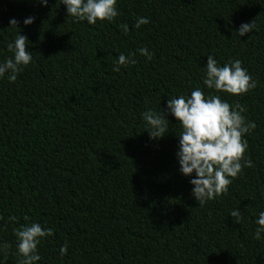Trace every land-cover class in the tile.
<instances>
[{
    "label": "trees",
    "instance_id": "1",
    "mask_svg": "<svg viewBox=\"0 0 264 264\" xmlns=\"http://www.w3.org/2000/svg\"><path fill=\"white\" fill-rule=\"evenodd\" d=\"M116 8L113 21L90 25L68 17L62 0H0V63L14 58L12 18L33 57L15 82L0 77V246L10 245L0 264H17L13 229L32 223L53 230L36 264H264V232L254 238L264 212V0H117ZM139 18L150 22L136 28ZM132 53L137 63L113 71ZM209 55L219 66L239 59L257 87L240 96L208 89ZM197 87L239 103L256 125L243 136L253 166L203 207L192 195L195 173L180 172V123L169 114L168 132L152 140L142 116L167 112L168 99Z\"/></svg>",
    "mask_w": 264,
    "mask_h": 264
},
{
    "label": "clouds",
    "instance_id": "2",
    "mask_svg": "<svg viewBox=\"0 0 264 264\" xmlns=\"http://www.w3.org/2000/svg\"><path fill=\"white\" fill-rule=\"evenodd\" d=\"M44 6H48V0H38ZM67 8L68 17L76 21H87L90 25H95L98 21H113L118 15L116 8L117 0H62ZM35 17L25 18V26L34 23ZM150 21L146 18H139L135 24L136 28L146 25ZM19 21L12 18L9 21V28H16L19 34L15 37L14 43L8 44V51L14 53V58L7 59L0 63V77L5 73H10L8 79L15 82L18 73L23 71V67L29 65L33 59L32 53L27 51L28 38L20 34L18 28ZM120 28L125 34L129 31L126 24H121ZM255 28V21L241 24L237 35L243 37L252 32ZM141 56L147 59L152 58L148 49H139ZM135 53L128 56L120 54L117 58L113 71L119 72L120 66H127L137 63ZM203 84L208 89H214L218 93H227L233 96L246 94L257 87V81L253 80L247 69L242 67L239 59L230 60L223 66H219L217 60L207 56L206 78ZM167 112L161 109L159 113L149 110L142 113L143 119L150 127L148 132L150 139L158 140L163 138L168 132L170 114L180 123L182 131L179 135V151L177 158L180 165V172L187 177L195 173V178L190 179L193 186L192 195L197 200L199 206L203 207L208 201L216 199L218 196L227 194L229 185L233 179L245 167H252L251 159H244L248 143L243 139L245 134L254 130V122L246 121L242 113L243 106L237 103L234 107L221 99L220 95L205 96V93L197 87L191 92L190 97L180 95L167 101ZM230 216L234 218V223L240 224L244 217L237 210H233ZM16 221L15 216L8 218ZM28 220V217L24 218ZM0 220L3 217L0 216ZM258 227L255 229L254 238L261 239L264 232V212H260L256 220ZM18 241L17 264H36L41 259L38 254V245L41 240L52 236L51 228H43L39 223H32L20 228L13 229ZM10 245L4 243L0 250L7 256ZM67 254V246L60 248V255Z\"/></svg>",
    "mask_w": 264,
    "mask_h": 264
}]
</instances>
